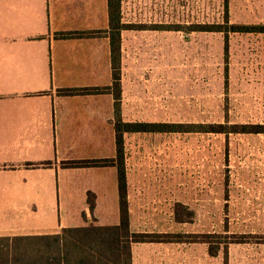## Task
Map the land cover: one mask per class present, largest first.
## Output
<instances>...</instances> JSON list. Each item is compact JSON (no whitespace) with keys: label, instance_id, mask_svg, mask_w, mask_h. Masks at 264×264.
<instances>
[{"label":"rangeland","instance_id":"1","mask_svg":"<svg viewBox=\"0 0 264 264\" xmlns=\"http://www.w3.org/2000/svg\"><path fill=\"white\" fill-rule=\"evenodd\" d=\"M224 1L121 0L126 119L264 129V33L226 49L190 30L222 23ZM229 1L231 23L264 25V0ZM125 158L135 247H153L137 264H264V133L132 134Z\"/></svg>","mask_w":264,"mask_h":264},{"label":"crops","instance_id":"2","mask_svg":"<svg viewBox=\"0 0 264 264\" xmlns=\"http://www.w3.org/2000/svg\"><path fill=\"white\" fill-rule=\"evenodd\" d=\"M108 30L107 0H0V237L120 223L117 169L63 165L116 157L113 95L63 92L112 86ZM82 32L97 34L62 36ZM151 248L134 244L133 264Z\"/></svg>","mask_w":264,"mask_h":264},{"label":"trees","instance_id":"3","mask_svg":"<svg viewBox=\"0 0 264 264\" xmlns=\"http://www.w3.org/2000/svg\"><path fill=\"white\" fill-rule=\"evenodd\" d=\"M112 61V86L106 89L84 88L63 91L66 95H86L106 91L113 95L114 120L112 125L116 135V157L113 159H89L63 163L70 168L115 167L118 171L120 196V223L116 226H100L88 222L86 226L65 228L51 235L0 237V264H133L132 247L145 242L147 235L133 233L130 228L127 164L125 158L126 137L140 133H264V129L248 131L236 127L200 126L125 122L121 113L122 100V31L121 0H107ZM225 15L222 23H207L191 27V31L224 33L226 49L229 36L234 33H264V25L251 26L231 23L230 1H224ZM95 32L62 34L64 38L94 36ZM200 128L201 130H198ZM228 129H233L229 131ZM48 165V164H47ZM88 205L93 212L94 196L89 194ZM183 223V221H179Z\"/></svg>","mask_w":264,"mask_h":264}]
</instances>
